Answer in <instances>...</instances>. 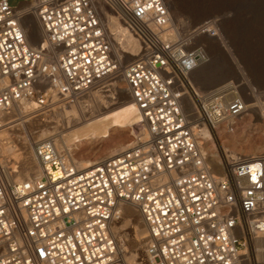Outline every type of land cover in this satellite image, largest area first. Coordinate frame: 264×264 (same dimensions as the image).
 Instances as JSON below:
<instances>
[{
	"label": "built area",
	"instance_id": "1",
	"mask_svg": "<svg viewBox=\"0 0 264 264\" xmlns=\"http://www.w3.org/2000/svg\"><path fill=\"white\" fill-rule=\"evenodd\" d=\"M113 22L139 45L134 59ZM205 40L226 50L218 18L174 22L164 0H0V129L24 103L47 113L109 94L117 77L141 124L85 169L52 139L33 144L34 166L0 156V264H127L113 232L127 204L148 264H264V151L219 140L264 121V90L244 77L200 90Z\"/></svg>",
	"mask_w": 264,
	"mask_h": 264
},
{
	"label": "rangeland",
	"instance_id": "2",
	"mask_svg": "<svg viewBox=\"0 0 264 264\" xmlns=\"http://www.w3.org/2000/svg\"><path fill=\"white\" fill-rule=\"evenodd\" d=\"M170 12V15L174 22H178L179 20H188L192 24L199 23L203 20L216 17L220 20V30L226 42L227 48L226 50L222 47V45L217 41L218 47L223 51L224 58L227 59L229 64L234 67L238 65L242 74L234 73L223 76L222 80H218L214 84H202L203 77L201 73L205 76L216 78L218 76H222L225 70V62L220 56H216V52L214 49V45L211 47H207V51L210 57V61L208 64L197 69L196 73H193L192 78L196 83L197 87L200 90H209L214 87L220 86L226 82L238 80L240 82L242 77L247 80L253 82L257 87L263 88L261 86L262 81H264V0H164ZM111 30V29H110ZM112 31V30H111ZM216 43V42H215ZM216 46V44H215ZM225 50V51H224ZM135 56V55H133ZM132 56V57H133ZM229 56V57H228ZM132 57H128L125 55V60L129 61ZM231 59V60H230ZM233 61V63H232ZM235 61V62H234ZM213 72V73H211ZM210 73V74H209ZM109 97L108 93H103ZM104 97V96H101ZM81 101H88L89 105L94 107L93 98L86 97L82 98ZM96 101V99H95ZM98 103H102L103 101L106 103H113L111 108L118 111L117 114L109 115V118L112 122L116 123L117 120H121V123H128L127 128L119 131L117 136L118 142H121L128 137L127 142L124 146L129 145L130 140L132 139V131L136 133L138 131L137 122H133V124L129 125V120L125 118V114L122 112L123 102L122 100L117 98V101H111L106 98L97 99ZM97 103V102H96ZM115 110V111H116ZM31 111V112H30ZM33 111V112H32ZM35 113V114H34ZM59 114V116H58ZM68 111L62 110L61 107H54L50 110V112L39 115V113L33 110V106H30L28 111H26V116H28L23 121L30 118V122H27L23 125V129H18V131L11 129V139H14V144H17L15 140L16 137H19L20 133L23 135L29 136L31 142L33 144L36 141H42L44 139L55 138V133L59 134V130L61 127V121L63 123L64 117H71L68 115ZM39 115V116H38ZM17 116L16 118H18ZM13 118V117H12ZM32 118V119H31ZM124 119V120H123ZM61 120V121H60ZM77 120L74 119L73 122ZM118 121V123H120ZM58 122V123H57ZM79 123V120L77 121ZM76 122V123H77ZM253 125L250 122H244L243 126ZM135 126V127H134ZM58 130L53 132V130ZM78 128V127H76ZM73 128V129H76ZM250 128V127H249ZM137 129V130H136ZM21 130H23L21 132ZM43 130H47V137H38ZM246 130V129H245ZM251 131L253 130L251 126ZM131 131V133H130ZM16 132V133H15ZM250 132V131H249ZM237 134H233L232 137L235 139L240 138V134L242 133V128H239L236 132ZM250 132L249 135L252 139L257 136ZM49 134V135H48ZM55 135V136H54ZM120 136V137H119ZM37 137V139H36ZM43 138V139H42ZM18 139V138H17ZM36 139V140H35ZM115 140V139H114ZM90 145V146H89ZM82 144L78 146L77 150L71 152V155L74 160H91L93 162H97L101 159L108 158L109 156L114 155L115 153L122 150L121 147H118L116 140L108 139L106 141H98L93 144ZM20 146L17 145L16 149H19ZM235 149V154L244 155V153ZM23 152L19 150L18 153ZM24 155L20 154L18 159H22ZM17 160V159H16ZM124 218V217H123ZM130 219V218H129ZM133 226L138 222V218L134 215L132 216ZM123 221V220H122ZM120 222L118 225V229L116 230L119 239H122L123 247L125 248L131 264H137L141 262L142 264H148L143 259V248L144 241L142 240L143 232H134L132 227H127L130 220L125 218L123 222ZM140 235V244L135 246L134 236H138L137 240H139ZM124 238V239H123ZM143 241V243L141 242ZM140 245V246H139ZM136 258H138L136 260Z\"/></svg>",
	"mask_w": 264,
	"mask_h": 264
},
{
	"label": "bare ground",
	"instance_id": "3",
	"mask_svg": "<svg viewBox=\"0 0 264 264\" xmlns=\"http://www.w3.org/2000/svg\"><path fill=\"white\" fill-rule=\"evenodd\" d=\"M109 28L114 33H116L117 36L115 37V41H116V43H118L119 47L126 52L125 53L126 56L132 57L133 55L136 56L138 54L139 45L137 44V42L133 38H131L129 35H127L121 29V27L119 26L118 23L113 22L112 24L109 25ZM31 31L33 33L34 38L36 39L35 41H38V40L40 41L41 40L40 32L36 30V26L31 25ZM205 42H206L207 47H211V45H214L216 56L217 57L220 56L225 62V70L222 73L223 74L222 76H218L216 78H211L212 76L208 77V76H205V74L203 75L201 73V75L203 77V80H202L203 83L202 84H205L206 82L208 84H214L218 80H222L223 79L222 77L225 75H228V74L238 73V74H240V76L243 75L242 71L240 70L238 65H235V63H233V61H232V63L234 64V67H233L232 64L230 65L229 62L227 61V59L224 58L225 56L223 54V51L218 47L216 40H205ZM215 44H216V46H215ZM135 56H133L132 59H134ZM196 72H198V71H195L194 73H196ZM211 73H213V72H211ZM241 79H244V78L242 77ZM107 87L110 88L107 90V92H109V95H108L109 97H107L106 95H103L99 92H92L88 96L84 97V98H86V97L93 98L94 104H96L94 107L89 105L88 101H81V102L76 101L74 103H69V104L65 103V104H62L60 106H57V107H61L62 110H64V111H68L69 112L68 115L71 117H69V118L64 117L63 123L60 120L61 121V125L59 126V127H61L59 130L60 132H59V134L55 133V135H56V136L54 135L55 138L51 137V139L55 142V145L57 146V148H59L61 150H65L69 154L73 163L78 168H81V169L89 168L95 163V162L88 160V159L79 160V161L78 160L76 161L73 159L71 152L74 150H77L78 146H80L82 144L83 145L84 144L89 145V144H93V143L96 144V142H98V141H106L108 139H112L113 141L116 140L118 147L122 148L121 151L125 150L128 147V145L124 146L128 140V137H125V139L121 142H118L117 138H115L119 131L123 130L124 128H127L128 123H121L120 122L121 120L120 121L117 120L116 123L112 122L111 119L109 118V115L117 114V112H118L116 110V108H114V109L111 108V105L113 103L108 104V103L103 101L102 103L99 104L97 99L106 98V99H110L113 102V101H117V98H118V99L124 101L122 112H123V114H125V118L130 121L129 125L133 124V122H137V125H135V126L138 127V131L141 130L140 116L137 112L136 107L134 106L132 100L130 99V97L127 93V88H126L125 82L122 79V77H117L115 79V81L111 82V84L108 85ZM241 89L246 91L245 87H242ZM101 96H104V97H101ZM95 99H96V101H95ZM30 106H33V110L36 111L33 103H30V102L24 103L20 107L15 108L13 111H11L9 117L7 118L8 122L0 129V156H5L6 158L16 160L19 158V155L22 154V155H24V157L21 160H24L25 163L29 166H34V164L32 162V147H33L34 142L33 143L31 142V139L29 138V136L23 135V133H20L19 137H16V139H15L17 141L16 145L14 144V139L10 138L11 137V134H10L11 129L18 131L17 128L23 129V125L26 124L27 122H30V118L23 121L24 119H26L28 117V116H26V111H28ZM249 108H251L250 111L252 113H254L252 106H250ZM36 113H37V111H36ZM44 113H46V112H44ZM44 113H39V115L44 114ZM17 116H19V117L16 118ZM58 116H59V114H58ZM252 116H254V115H252ZM74 119L77 121L79 120V123L77 121H76L77 123L73 122ZM118 121L120 123H118ZM255 121L257 122V124H254V126L251 125L253 128L252 131L250 130L251 129L250 125L245 127L242 124L241 127H239V128H242V133L240 134L241 136L238 139L233 138L232 135L228 136V137L220 136L219 140L221 141L222 145L224 147L229 148L230 151L233 153H235V149H238L240 147V149L238 151L244 153V156H252V155L263 152L264 151V121L257 116H255ZM76 127H78V128H76ZM73 128H76V129H73ZM57 130H58V128L56 130H53V132H56ZM22 131L23 130H21V132ZM249 131L253 132L257 137L254 139H252V137L249 138L250 137ZM47 133H48L47 130H43V133H41L38 137L39 138L45 137L47 135ZM130 133H131V131H130ZM134 133L135 132L132 131L131 134L133 135ZM235 134H237V133H235ZM202 135L205 138L211 137L210 133L207 130H203ZM36 139H37V137H36ZM37 142H39V141H36V143ZM17 145L20 146L19 149H16ZM19 150H22L23 152L18 153ZM121 151H119V152H121ZM119 152H117V153H119ZM123 212H124L123 221L125 218H128V220H130L127 227L124 226V228H126V229L132 227L134 224L132 216L135 215L138 218V222L132 227V229L134 230V232H140V234L144 230V234L142 235V240L144 241V244H145L146 228H145V225L142 223L141 218H140L138 212L136 211L135 207L127 204L123 208ZM117 229H118V226L115 227V229L113 230L114 236L116 237L117 241L120 243L121 248H122L123 247L122 239H119V236L116 232ZM134 237H135V239L132 241H134L135 246H136V245H138V243L140 244L141 238H140V235H139V238H140L139 240H137L138 236H134ZM143 241H141V242L143 243ZM122 251L124 252V257H125L126 263L131 264V261L129 260L128 256H126L128 254H127L125 248H122ZM137 259L138 258H136V260Z\"/></svg>",
	"mask_w": 264,
	"mask_h": 264
},
{
	"label": "water",
	"instance_id": "4",
	"mask_svg": "<svg viewBox=\"0 0 264 264\" xmlns=\"http://www.w3.org/2000/svg\"><path fill=\"white\" fill-rule=\"evenodd\" d=\"M262 82H263V83H261V86H262L263 88L257 87L253 82H251V84H252L253 86L257 87V88L260 89V90H264V81H262Z\"/></svg>",
	"mask_w": 264,
	"mask_h": 264
}]
</instances>
